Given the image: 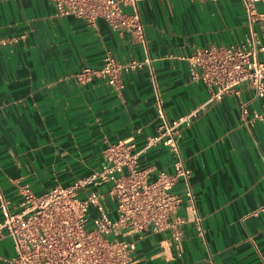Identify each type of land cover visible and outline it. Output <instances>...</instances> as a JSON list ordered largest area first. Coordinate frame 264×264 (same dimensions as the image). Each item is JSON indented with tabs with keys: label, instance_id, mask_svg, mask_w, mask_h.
I'll return each instance as SVG.
<instances>
[{
	"label": "crops",
	"instance_id": "1",
	"mask_svg": "<svg viewBox=\"0 0 264 264\" xmlns=\"http://www.w3.org/2000/svg\"><path fill=\"white\" fill-rule=\"evenodd\" d=\"M258 9L264 14L263 4ZM139 12L144 40L105 20L91 27L58 17L53 0H0V39L18 41L0 48V192L17 206L23 185L37 194L70 185L101 169L109 144L133 140L143 148L159 132L160 111L173 121L198 110L179 143L205 236L186 225L179 258L170 232L148 230L132 264H264V120L252 121L264 101L241 86L210 102L187 60L202 48L243 42V4L142 0ZM256 30L264 43V21ZM108 52L121 63H149L122 74L120 91L99 79L75 81L84 67L100 68ZM175 159L158 145L139 164L154 168L155 178L172 173ZM0 253L14 255L10 239L0 241Z\"/></svg>",
	"mask_w": 264,
	"mask_h": 264
},
{
	"label": "built area",
	"instance_id": "2",
	"mask_svg": "<svg viewBox=\"0 0 264 264\" xmlns=\"http://www.w3.org/2000/svg\"><path fill=\"white\" fill-rule=\"evenodd\" d=\"M53 1L58 17H75L91 27L105 20L113 30L144 40L139 12L142 0ZM240 1L249 27L246 39L227 47L199 49L187 59L192 81L211 90L210 102L232 92L239 94L241 86L264 101V43L256 30L264 21L258 9L264 0ZM17 42L0 39V48ZM147 63L148 59L121 63L108 52L100 68L84 67L74 79L83 85L99 79L120 91L124 88L122 74ZM197 112L169 121L160 111L159 132L148 137L143 148L138 149L133 140L109 144L101 169L70 185H56L40 194L23 185L17 206L0 192V241L10 239L14 250L13 256L0 253V264H132L137 245L148 230L170 232L177 257H182L186 225L192 224L200 237L205 236L191 170L185 165L179 143L182 127L191 126ZM247 115L243 107L241 118ZM261 120L264 105L252 115V121ZM158 145L175 154L174 171L159 172L152 178L154 168H141L139 159ZM179 184L183 187L177 193L174 190ZM181 207L185 216L179 214Z\"/></svg>",
	"mask_w": 264,
	"mask_h": 264
}]
</instances>
